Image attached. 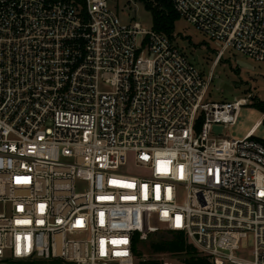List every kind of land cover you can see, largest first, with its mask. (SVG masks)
<instances>
[{"label": "built area", "instance_id": "1", "mask_svg": "<svg viewBox=\"0 0 264 264\" xmlns=\"http://www.w3.org/2000/svg\"><path fill=\"white\" fill-rule=\"evenodd\" d=\"M173 4L218 44L208 74L109 0H0V264H186L137 255L149 221L264 264L260 123L216 136L249 99L210 90L229 51L264 64V0Z\"/></svg>", "mask_w": 264, "mask_h": 264}, {"label": "rangeland", "instance_id": "2", "mask_svg": "<svg viewBox=\"0 0 264 264\" xmlns=\"http://www.w3.org/2000/svg\"><path fill=\"white\" fill-rule=\"evenodd\" d=\"M110 4L119 12L123 23H140L145 29H153V14L140 0H109ZM174 36L179 47L190 57V59L208 74L211 70L213 60L216 57L218 44L204 35L186 19L180 17L175 24ZM243 61L252 68L238 65ZM229 85L232 89L224 90L223 86ZM211 96L215 100L234 101L235 99L248 98L247 105H243L239 111L238 119L233 125L215 124L212 132L216 136L228 140L242 139L254 127L260 123L255 131V136L264 142V113L253 102L264 101V64L251 60L241 54L229 51L225 54L223 61L214 69V79L211 84ZM131 172V169L124 172ZM134 172V171H132ZM128 223L127 218H121ZM168 230L154 221L145 224V228L139 230V249L147 257H169L170 254H151L149 246L165 235ZM243 254L251 256V249L254 246L253 236L244 240ZM184 259L183 257H181ZM230 264V263H228Z\"/></svg>", "mask_w": 264, "mask_h": 264}, {"label": "trees", "instance_id": "3", "mask_svg": "<svg viewBox=\"0 0 264 264\" xmlns=\"http://www.w3.org/2000/svg\"><path fill=\"white\" fill-rule=\"evenodd\" d=\"M153 14V29L170 37L174 36L175 24L180 15L174 8L173 0H140ZM264 113V101L253 102ZM264 124V120H263ZM140 235L135 236V251L139 257L144 253L139 249ZM151 254H170L183 257L186 264H214L213 261L201 256L197 248L188 241L184 233L167 231L160 239L152 241L149 246ZM154 262V261H153Z\"/></svg>", "mask_w": 264, "mask_h": 264}, {"label": "water", "instance_id": "4", "mask_svg": "<svg viewBox=\"0 0 264 264\" xmlns=\"http://www.w3.org/2000/svg\"><path fill=\"white\" fill-rule=\"evenodd\" d=\"M238 65H239V66H242V67L252 68L251 65H249L248 63L243 62V61H239V62H238ZM223 89H224V90L232 89V87L229 86V85H224V86H223Z\"/></svg>", "mask_w": 264, "mask_h": 264}]
</instances>
